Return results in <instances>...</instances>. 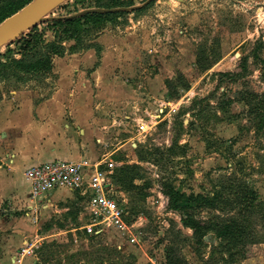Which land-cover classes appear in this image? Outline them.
Listing matches in <instances>:
<instances>
[{"label": "rangeland", "instance_id": "obj_1", "mask_svg": "<svg viewBox=\"0 0 264 264\" xmlns=\"http://www.w3.org/2000/svg\"><path fill=\"white\" fill-rule=\"evenodd\" d=\"M89 1L67 0L51 10L37 24L43 38L53 39L57 30L47 21L85 13ZM137 2H144L141 12L124 6L118 10L128 16L88 25L78 43L67 45L82 49L103 31L114 41L117 34L124 38L122 57L99 52L88 59L83 79L91 80V115L70 117L86 127L79 138L83 156L71 160L113 172L139 242L111 229L102 235L80 230L75 196L45 214L39 238L37 227L23 222L25 209L8 208L0 264H168V250L187 264H264V0ZM33 27L15 31L0 47V62L11 70L0 73V100L21 89L53 91L56 56L46 73L12 63L21 57L16 40ZM260 41L263 61L254 57ZM67 139L62 135L69 147ZM177 201L209 226L201 239L184 226ZM233 219L245 234L218 236L216 228Z\"/></svg>", "mask_w": 264, "mask_h": 264}, {"label": "crops", "instance_id": "obj_2", "mask_svg": "<svg viewBox=\"0 0 264 264\" xmlns=\"http://www.w3.org/2000/svg\"><path fill=\"white\" fill-rule=\"evenodd\" d=\"M127 2L130 3L127 5L128 8L137 9L141 8V4L145 1L138 3L137 0H127ZM124 6L109 9L88 8L82 11L88 12L90 9L115 11ZM123 43V37L117 34L114 41V35L104 31L99 32L87 45L79 47L82 49L73 46L76 42L67 45L65 41L64 54L55 57L56 63L53 67L56 73L55 83L49 96H44L37 89L29 88L11 91L8 96L0 100V229L7 220H10L7 211H14V207L17 206L18 211L25 209L21 216L25 219L23 222L28 226L30 225L28 222L31 223L28 228L37 227L36 235L39 238L40 226L47 225L45 214L53 210L55 203L68 201L75 196L81 202L78 219L80 226L82 225L85 202L79 191L57 188L51 190L45 198H32L31 184L25 175V170L29 166L46 161L78 160L83 156L79 138L83 137L82 133L85 134L86 127L79 124L75 126V122L70 118L71 116L77 118L82 113L85 116L91 115V103L87 102L91 98V93L87 91L91 80L86 82L83 73L89 67L88 59L95 58L99 52L121 56ZM81 108L84 109L83 112ZM75 128L79 132L78 138H75L76 134L74 135ZM62 135H67V141H71V146L64 145V140L61 141ZM72 135L73 138H70ZM115 186L117 188L116 184ZM28 235L29 238L34 237L33 234Z\"/></svg>", "mask_w": 264, "mask_h": 264}, {"label": "trees", "instance_id": "obj_3", "mask_svg": "<svg viewBox=\"0 0 264 264\" xmlns=\"http://www.w3.org/2000/svg\"><path fill=\"white\" fill-rule=\"evenodd\" d=\"M33 0H3L0 4V23H2L9 16L20 11L24 6ZM115 0H90L87 5L88 8H113L119 6H127V3L114 2ZM118 1V0H117ZM123 1V0H121ZM61 4L59 7H63ZM130 5V3H129ZM78 10L70 11L69 14H75ZM136 13L141 12V8L133 10ZM126 11H88L80 15L75 16H58L47 21V26L51 29H57L54 31L53 39L45 40L43 38V31L40 30V24L31 28L30 31L22 35L16 40V50L20 54V58L15 59L12 63L15 68L19 67V70H24L27 73H46L52 69L53 58L57 55H63L65 52V41L75 39L78 41L81 38L82 29L88 25H95L97 27L104 25L108 21L114 20L117 16H127ZM262 42L254 50V57L257 61H263L260 55ZM74 47H71L73 49ZM10 65L5 62H0V73L7 75L11 73V70L6 68ZM121 184L124 182L118 178ZM211 203L210 200H207ZM176 209L179 211L181 221L184 226L191 228L194 231L195 237L201 239L209 226L202 225L201 222L195 217L193 213L189 212V209L185 206H181L177 201ZM218 236L221 238H241L245 234L246 227L237 219H233L223 224L220 228H216ZM236 241V240H235ZM168 264H187L184 260L176 257L173 258L170 251H167Z\"/></svg>", "mask_w": 264, "mask_h": 264}, {"label": "built area", "instance_id": "obj_4", "mask_svg": "<svg viewBox=\"0 0 264 264\" xmlns=\"http://www.w3.org/2000/svg\"><path fill=\"white\" fill-rule=\"evenodd\" d=\"M145 126L146 123L140 125L142 129ZM110 167L113 164L110 163ZM112 173L111 170L102 169L100 163L88 159H56L29 166L25 170L31 184L32 198H45L57 188L81 193L85 204L80 230L89 235H102L111 229L127 238L130 244L138 243L136 221L130 222L126 199L117 196Z\"/></svg>", "mask_w": 264, "mask_h": 264}, {"label": "water", "instance_id": "obj_5", "mask_svg": "<svg viewBox=\"0 0 264 264\" xmlns=\"http://www.w3.org/2000/svg\"><path fill=\"white\" fill-rule=\"evenodd\" d=\"M65 1L67 0H33L20 11L9 16L0 24V47L15 31L33 27L44 21L51 10ZM89 11L104 12L103 9H90Z\"/></svg>", "mask_w": 264, "mask_h": 264}]
</instances>
